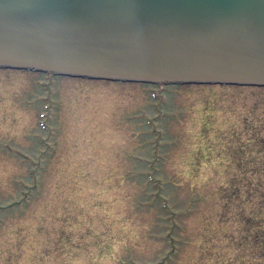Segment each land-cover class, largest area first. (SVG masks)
<instances>
[{
    "label": "rangeland",
    "instance_id": "rangeland-1",
    "mask_svg": "<svg viewBox=\"0 0 264 264\" xmlns=\"http://www.w3.org/2000/svg\"><path fill=\"white\" fill-rule=\"evenodd\" d=\"M261 119L264 86L0 68V264H218Z\"/></svg>",
    "mask_w": 264,
    "mask_h": 264
},
{
    "label": "water",
    "instance_id": "water-1",
    "mask_svg": "<svg viewBox=\"0 0 264 264\" xmlns=\"http://www.w3.org/2000/svg\"><path fill=\"white\" fill-rule=\"evenodd\" d=\"M0 68L264 86V0H0Z\"/></svg>",
    "mask_w": 264,
    "mask_h": 264
},
{
    "label": "trees",
    "instance_id": "trees-1",
    "mask_svg": "<svg viewBox=\"0 0 264 264\" xmlns=\"http://www.w3.org/2000/svg\"><path fill=\"white\" fill-rule=\"evenodd\" d=\"M250 116H255L252 111ZM251 129L253 132L249 134L246 146L257 147L264 155V120L261 119ZM256 169L253 174L244 177L243 181L234 178L230 188H221L224 212L220 222L239 225L238 229L243 235L239 239L237 236L228 237L229 244L220 246L226 250L218 254V264H264V156ZM240 184L245 188H241ZM170 237L174 239L172 232ZM233 246L234 251L240 250L239 255L227 251Z\"/></svg>",
    "mask_w": 264,
    "mask_h": 264
}]
</instances>
